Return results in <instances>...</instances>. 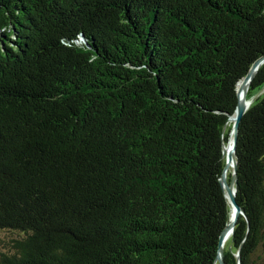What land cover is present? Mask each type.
I'll return each instance as SVG.
<instances>
[{"label":"trees","instance_id":"16d2710c","mask_svg":"<svg viewBox=\"0 0 264 264\" xmlns=\"http://www.w3.org/2000/svg\"><path fill=\"white\" fill-rule=\"evenodd\" d=\"M262 55L264 0H0V264H219ZM250 83L225 264H264V63Z\"/></svg>","mask_w":264,"mask_h":264},{"label":"water","instance_id":"95a60500","mask_svg":"<svg viewBox=\"0 0 264 264\" xmlns=\"http://www.w3.org/2000/svg\"><path fill=\"white\" fill-rule=\"evenodd\" d=\"M264 63V56H260L258 59H256L248 73L238 82L237 85V91H238V103L237 107L235 109V112L229 117V120L233 122L232 130H231V137H232V144L229 145L228 143L225 145V153L227 155V161L226 165L221 177L222 185L226 191V195L232 205V215L230 218V221L227 225V227L224 229L220 236V244L217 254V261L219 264H225L224 262V244L225 241L228 239V232L229 235L232 234L234 231V227L236 225V222L238 220V217L240 214L244 213V210L242 207L238 204L236 200V183H237V158H236V146H237V140H238V134H239V126L240 121L246 112L248 110L249 106L253 102V98H248V90L251 85V81L259 69V67ZM229 169H232L231 178L229 180L228 178V172ZM238 256V264L240 263V252H237Z\"/></svg>","mask_w":264,"mask_h":264},{"label":"rangeland","instance_id":"374dc122","mask_svg":"<svg viewBox=\"0 0 264 264\" xmlns=\"http://www.w3.org/2000/svg\"><path fill=\"white\" fill-rule=\"evenodd\" d=\"M12 233H9L6 230H0V250H4L6 244L9 242L11 239ZM230 237V236H229ZM229 237L226 240L225 244H228L229 242Z\"/></svg>","mask_w":264,"mask_h":264},{"label":"bare ground","instance_id":"6f19581e","mask_svg":"<svg viewBox=\"0 0 264 264\" xmlns=\"http://www.w3.org/2000/svg\"><path fill=\"white\" fill-rule=\"evenodd\" d=\"M231 122H232V121H231ZM228 144H229V145L232 144V137H230V139L228 140ZM229 236H230V235H229V232H228V237H229ZM228 237H227V238H228ZM225 243H226V241H225ZM224 245H225V244H224Z\"/></svg>","mask_w":264,"mask_h":264}]
</instances>
